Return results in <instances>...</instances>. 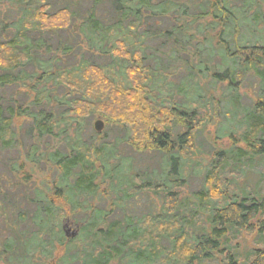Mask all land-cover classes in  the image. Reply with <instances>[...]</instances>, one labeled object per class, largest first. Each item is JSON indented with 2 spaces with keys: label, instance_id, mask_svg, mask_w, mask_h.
<instances>
[{
  "label": "trees",
  "instance_id": "obj_1",
  "mask_svg": "<svg viewBox=\"0 0 264 264\" xmlns=\"http://www.w3.org/2000/svg\"><path fill=\"white\" fill-rule=\"evenodd\" d=\"M63 1L0 0V264H264V0Z\"/></svg>",
  "mask_w": 264,
  "mask_h": 264
},
{
  "label": "rangeland",
  "instance_id": "obj_2",
  "mask_svg": "<svg viewBox=\"0 0 264 264\" xmlns=\"http://www.w3.org/2000/svg\"><path fill=\"white\" fill-rule=\"evenodd\" d=\"M50 2L53 3V5H62L64 3L63 0H49ZM79 3V10H82V15L84 13H86V9L87 7L89 6L88 5V1L89 0H75ZM264 3V2H263ZM263 9H264V4H263ZM10 10H7V11H3L4 12H9ZM103 11H105V9H103ZM10 19L9 21H16L17 20V16L15 15V13H13V11H10ZM78 18V16L76 17ZM205 59L207 60V53L205 54ZM64 64H58V65H69L72 63L73 59H71L70 57L69 58H64ZM93 61L96 62V63H101V61L99 60H96V58H93ZM168 66V65H167ZM174 67L172 66H168V70H167V73H169V75L167 76V82L169 81H178L180 79V77L183 75L179 69H173ZM12 91H9L10 94L14 93V89H11ZM8 93V92H7ZM20 94H16L15 98L18 100V101H22L24 98H26L25 96H23V89H20L19 92ZM219 94V93H217ZM96 120L93 119L92 121H87L86 124L90 125V127L92 128L93 127V122ZM227 124V121H225V119H222L221 120V125L223 124ZM221 125H219L221 127ZM104 130V129H103ZM102 130V131H103ZM216 128L215 127H212V126H209L204 132L201 133L200 137H199V144H200V148L201 150L203 151V153L208 156L209 155V151L211 148H210V145H211V142H212V139H211V135H215L216 133ZM102 133V132H101ZM24 132H21V135L19 137V142H18V145H17V141H16V144H15V147L12 149V150H9V151H4L2 153H0V157L4 160V161H7L8 157L9 159H12V160H15V163L17 164H26L25 167H26V170L29 169L31 167V164L28 163V162H25L27 161V153H28V148H29V145L31 144V142L24 137ZM89 134V129L86 130V134L83 136L84 138L83 139H86L87 136ZM122 135V132L121 131H117V129H109L107 130L106 132V135H102V137H104L106 139V141H109V140H114L115 137L117 136H121ZM218 135V134H217ZM63 138H55L54 140L53 139H46L44 140L43 144H41L40 146V151L38 152V154L36 156L39 157V155L41 154H44L46 149L50 152V151H59L61 148H63V141H65L66 139H63ZM225 139V138H224ZM211 141V142H210ZM218 145H226L227 144V140H221V139H218L216 140ZM226 147V146H225ZM119 154L120 156L123 155L125 157H128V158H131L133 163H134V166L136 168H145L146 166H149L150 168H152V165L153 167L157 165L156 163V160H158L157 157H154L153 155H149V154H144V155H138V154H135L133 153L125 144H121L119 146ZM153 156V157H152ZM155 162V163H154ZM45 169V164L44 162H40L39 164H37V171H36V174L35 176H33L34 178L32 180H37V182H33L35 184H39L40 181L39 180H42L46 175H47V171L46 172H43L42 170ZM51 175L53 176L54 173H51ZM20 176V175H19ZM196 183H197V180L196 179H192V183H191V186H190V189H194V187H196ZM69 227L70 230L68 231V236L71 234V232L74 230V224H69ZM5 237H9L7 232L4 231V225L2 223V219L0 218V241L4 240ZM253 235L250 236H246L245 240H242L240 239L239 242H240V247H239V251L241 253H246L250 250H252L253 248H255V246L258 247L257 245V241L256 243L253 241ZM259 243L261 244V242L259 241ZM59 255L57 254L56 257H58ZM55 257V259H56ZM39 261V260H37Z\"/></svg>",
  "mask_w": 264,
  "mask_h": 264
},
{
  "label": "water",
  "instance_id": "obj_3",
  "mask_svg": "<svg viewBox=\"0 0 264 264\" xmlns=\"http://www.w3.org/2000/svg\"><path fill=\"white\" fill-rule=\"evenodd\" d=\"M93 128H94V131L97 132V133L102 132V130L104 129L103 121H101L100 119H97L94 122V124H93ZM63 228L65 230L66 237H68V238H74L78 234L77 230H73L71 232V234L68 236V231L70 230L69 226L68 225H64Z\"/></svg>",
  "mask_w": 264,
  "mask_h": 264
}]
</instances>
